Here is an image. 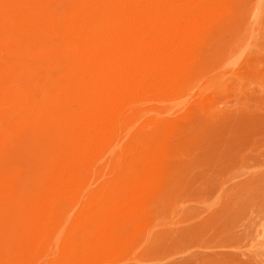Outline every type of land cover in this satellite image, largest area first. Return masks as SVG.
<instances>
[{"label": "bare ground", "instance_id": "obj_1", "mask_svg": "<svg viewBox=\"0 0 264 264\" xmlns=\"http://www.w3.org/2000/svg\"><path fill=\"white\" fill-rule=\"evenodd\" d=\"M245 2L4 0L0 93H12L0 110V195L22 191L10 170L23 150L45 156L47 169L45 187L25 199L15 254L0 264H117L128 255L183 163L187 118L160 107L193 102ZM12 31L37 42L56 73L42 101L25 66L29 46ZM197 88L202 106L208 89ZM105 172L112 179L100 181Z\"/></svg>", "mask_w": 264, "mask_h": 264}, {"label": "rangeland", "instance_id": "obj_2", "mask_svg": "<svg viewBox=\"0 0 264 264\" xmlns=\"http://www.w3.org/2000/svg\"><path fill=\"white\" fill-rule=\"evenodd\" d=\"M0 1V20L8 21L4 0ZM242 12L233 28L218 39L213 70L197 86L208 89L204 105L197 103L195 92L200 88L196 87L189 97L196 96V107L186 103L189 95L160 107L166 110L169 102L175 110L170 115L169 107L164 111L167 116L176 112L187 118L182 133L187 140L185 156L178 163L181 169L176 170L169 200L159 206L135 248L117 264H264V0H246ZM10 36L27 44L15 31ZM26 46L30 51L25 66L42 101V95L55 92L56 73L39 57L37 42ZM11 93L10 89L0 93V110L8 107ZM124 138L121 146L127 142ZM23 152L10 170L21 181L22 191L0 195V260L15 254L26 197L46 185L45 156ZM107 174L100 181L112 179Z\"/></svg>", "mask_w": 264, "mask_h": 264}]
</instances>
